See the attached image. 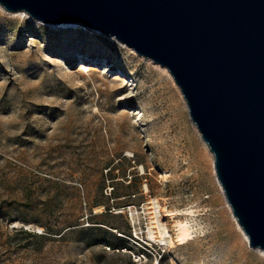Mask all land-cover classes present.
I'll return each instance as SVG.
<instances>
[{
    "label": "rangeland",
    "instance_id": "1",
    "mask_svg": "<svg viewBox=\"0 0 264 264\" xmlns=\"http://www.w3.org/2000/svg\"><path fill=\"white\" fill-rule=\"evenodd\" d=\"M171 78L100 31L0 6V264H264Z\"/></svg>",
    "mask_w": 264,
    "mask_h": 264
},
{
    "label": "water",
    "instance_id": "2",
    "mask_svg": "<svg viewBox=\"0 0 264 264\" xmlns=\"http://www.w3.org/2000/svg\"><path fill=\"white\" fill-rule=\"evenodd\" d=\"M81 25L166 68L214 156L250 247L264 252V0H0Z\"/></svg>",
    "mask_w": 264,
    "mask_h": 264
},
{
    "label": "bare ground",
    "instance_id": "3",
    "mask_svg": "<svg viewBox=\"0 0 264 264\" xmlns=\"http://www.w3.org/2000/svg\"><path fill=\"white\" fill-rule=\"evenodd\" d=\"M158 65V64H157ZM163 71L171 78L172 76H170L168 70L166 68H163ZM172 79V78H171ZM174 81V80H173ZM185 101V99H184ZM186 102V101H185ZM185 104V103H184ZM187 105V104H186ZM188 108V107H187ZM189 112V110H188ZM191 119V118H190ZM192 122V120H191ZM195 130H196V134H197V137L199 139V141L195 140V146L197 147V149L200 151V155L202 156V161L204 162V166H205V169L207 170V173L210 174V180L213 185V187L215 185L218 186V189L220 191V193L222 194V197L225 201V204H226V208L228 210V213L230 214L232 220L234 221L235 225L237 226V229L238 231L240 232V235H241V238L244 242V244H247L250 246L249 244V238L248 236L244 233V231L242 230V228L240 227L237 219L234 217L233 215V212H232V209L230 207V205L228 204L227 202V199L225 197V194H224V190L218 180V177H217V174H216V169H215V161H214V156L213 154L211 153L209 147L207 146V144L203 141L202 137H201V134L199 133L197 127L194 125V123L192 122ZM215 183V185H214ZM161 229V227H160ZM167 229H164V230H161V237L163 238V236L168 232H166ZM163 231V232H162ZM176 238H177V241L180 243V244H185L187 243L189 240H191L192 238V232H191V228L188 226V224H183V223H179L177 225V233H176ZM164 240V239H163ZM255 251L258 252V254L260 255V257H262L264 259V252L259 250V249H255Z\"/></svg>",
    "mask_w": 264,
    "mask_h": 264
}]
</instances>
